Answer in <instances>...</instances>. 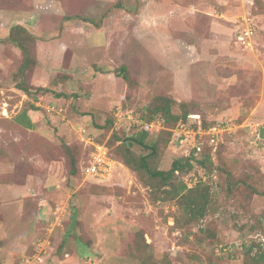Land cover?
Listing matches in <instances>:
<instances>
[{
  "label": "rangeland",
  "instance_id": "1",
  "mask_svg": "<svg viewBox=\"0 0 264 264\" xmlns=\"http://www.w3.org/2000/svg\"><path fill=\"white\" fill-rule=\"evenodd\" d=\"M46 3L52 8L47 12L54 14L27 21L34 9L45 12ZM247 21L255 27L249 48L238 41ZM16 23L55 31L49 35L52 46L66 37L70 46L61 48L60 57L54 52L51 76L63 80L68 97L58 100L47 92L29 96L16 87L22 54L9 40ZM66 23L74 32H67ZM83 41L86 47H98L82 53L91 58L84 63L93 60L89 69L80 59L71 65ZM40 50L35 84H46L45 48ZM29 76L32 82L33 70ZM157 95L189 102L190 113L199 114L189 117L187 136L167 145L162 169L190 149L193 139L201 141L199 121L202 126L204 121L221 123L214 159L223 161L228 172L209 175L197 166L184 177L191 185L201 176L214 184L218 208L201 222L212 236L191 234L185 241L183 231L173 228L175 201L153 202L150 188L138 183L134 173L125 193L86 189L89 178L80 171L88 155L84 146L89 149L85 140L96 142L103 131L95 121L103 124L112 116L115 124L121 102L139 118L135 111L141 113ZM25 101L40 103V110L32 112L35 131L12 123ZM18 118L28 125L25 113ZM159 130L151 132L148 142ZM117 131L131 137L136 124L121 121ZM39 137L50 145L36 147ZM73 144L84 146L79 172L72 177L65 147ZM228 173L264 191V0H0V264H140L131 245L138 231L149 244L147 254L157 260L168 257L173 264H185L194 253L206 264H243L245 247L264 243V194L245 199L242 208L241 196L229 197L217 187ZM32 209L34 219L28 217ZM190 261L198 264L199 258Z\"/></svg>",
  "mask_w": 264,
  "mask_h": 264
},
{
  "label": "trees",
  "instance_id": "2",
  "mask_svg": "<svg viewBox=\"0 0 264 264\" xmlns=\"http://www.w3.org/2000/svg\"><path fill=\"white\" fill-rule=\"evenodd\" d=\"M86 20L92 21L91 18ZM38 36L28 26L24 24L12 25L9 32V40L14 42L21 50V63L17 65L16 74L20 77L17 81V88L29 96L34 95L35 92H47L54 94L55 97H68L65 92H56L53 88L48 87H35L30 82V72L35 71L36 67V53L35 43L38 41ZM30 70V71H29ZM123 76L126 80V68L121 69ZM32 79V78H31ZM34 92V93H33ZM89 94V93H88ZM23 109L20 112L25 113L28 118V125L22 122L19 123L13 119L12 123L16 127L23 128L29 131L32 128L31 119L28 116L29 110H40V106L34 102L25 101ZM189 102L178 101L170 95H157L150 100L148 105L141 111V113H135L144 122L148 123L153 120H161L162 127L158 131V136L153 142H148V137L151 134V130L147 125L136 124V131L131 137H124L117 129H113L114 119L109 116L103 124H99L97 121L96 126L103 129L102 137H97V143H106L110 149L111 156L116 160V166L113 175L106 180H101L96 177L90 176L89 184L86 188L90 189L92 193H110V194H122L126 192V184L129 180L130 173L136 175L138 183L143 184L150 188V199L153 202L157 201H169L174 200L177 205V211L175 213V225L173 228H178L184 233V240L190 241L191 234L198 236L202 233L206 235L213 234V231L209 227H202L201 222L215 209L218 208V202H215L214 191L212 189L214 184L206 182L202 176L197 179L191 186L184 179L185 175L195 170L197 166L204 168L205 172L209 175L216 173L223 174L228 169L221 161L216 163L214 159V153L218 150L220 142L215 148V145L210 142L209 136L206 134L201 135V141L192 148L189 153L175 157L169 167V169H162L159 167L162 155L164 154L167 145H169L174 129H176L178 123L181 120H187L191 114L189 111ZM37 106V107H36ZM39 107V108H38ZM19 119V118H18ZM26 124V125H25ZM215 124V122L207 123L203 122V126L208 128ZM31 125V126H30ZM35 131V128L32 129ZM107 137V140L105 138ZM42 140H38L35 143L36 147H47L50 144L46 142L44 137H39ZM83 144V143H81ZM134 145H138L141 151L139 152L134 148ZM84 145H82L83 147ZM84 146L85 155H87L86 161L82 164L80 171L83 174L82 167L89 159V153L91 146ZM82 147L73 144L66 146L67 159L70 163L69 176H75L79 172V154ZM88 149V150H87ZM88 151V152H87ZM217 187H221L228 196H241L240 205L245 207V199H249L253 194H264V191H259L248 182L242 180H236L234 176L228 173L225 176L223 182H219ZM238 202V203H239ZM28 208L30 206L27 205ZM35 209L31 210L28 217L35 218ZM264 216V214H263ZM74 220V218H73ZM261 222V218H256V224ZM198 227V233L193 230V226ZM136 250V256L140 259V264H173L170 259H155L148 253V243L145 240L142 231H138L132 240L131 244ZM190 260L197 256L199 258L198 264H206L205 258L189 253ZM243 264H264V243L253 242L251 245L245 247L242 251ZM185 264H192L191 261ZM207 260V259H206ZM212 263V259H209Z\"/></svg>",
  "mask_w": 264,
  "mask_h": 264
},
{
  "label": "built area",
  "instance_id": "3",
  "mask_svg": "<svg viewBox=\"0 0 264 264\" xmlns=\"http://www.w3.org/2000/svg\"><path fill=\"white\" fill-rule=\"evenodd\" d=\"M254 36H255V27L252 23H249L247 21V23H245V25L241 28V31L238 35V41L240 42V44H242L245 47H248V48L253 47ZM115 115L118 118V120L115 122L113 129H117V125L121 121H127V122H131L135 124H144V125H147L151 131H153L154 129L158 130L159 128L162 127L161 120H153V121L146 123L143 121V119L137 118L134 114V110L130 108H125L122 102L116 105ZM190 116H193L194 118H198L199 114L198 115L190 114L189 117ZM189 117L187 120H181L178 123L176 129H174V133L170 141L171 143L172 142L175 143V140L177 139L178 140L180 139L181 141V139H183L184 136H187L186 134H189L191 132V130L189 129L190 128V122H189L190 118ZM198 124H199L198 131L200 133L199 136L207 132L208 134L211 135L210 142L213 143L215 142V140H216V143L218 142V140L220 139L218 137L219 136L218 132L223 130L220 127L221 123L219 122L215 123L209 126L208 128H205V127L203 128L201 121H199ZM179 127H181L180 131L178 130V132H176ZM199 142H200L199 140L197 142L193 139L190 149L188 148V150L183 152L182 155L189 153V151L192 148H194ZM85 143L91 146V150L89 153L88 161L82 167L83 174L85 176H88V177L93 176L101 180L108 179L110 176L113 175V172L116 166V160L111 156L108 145L106 143H97L93 141L90 137L85 140ZM217 144L216 145L214 144V145L217 146Z\"/></svg>",
  "mask_w": 264,
  "mask_h": 264
},
{
  "label": "crops",
  "instance_id": "4",
  "mask_svg": "<svg viewBox=\"0 0 264 264\" xmlns=\"http://www.w3.org/2000/svg\"><path fill=\"white\" fill-rule=\"evenodd\" d=\"M51 4H50V6H53V8L55 9V5H54V3L51 1L50 2ZM47 5L49 4V3H46ZM45 6L44 5V11L45 12H42L41 14H39V13H37L36 11V9H34V11L31 13V15L29 16V17H27L28 19H27V21H29V22H32V21H35V20H38V18L41 16V15H43V14H47V13H52V14H54L55 12L54 11H50V12H47V10L48 9H52V8H49L50 6L48 5V6ZM43 9V8H42ZM34 12H36L35 14H34ZM16 24H19V23H16ZM24 25H25V23H24ZM27 26V25H26ZM29 28H30V26H28ZM65 27H66V30H68L67 32H69V31H71V32H74V30L72 29L73 28V25H67V23L65 24ZM64 27V28H65ZM63 28V29H64ZM31 30H32V28H30ZM35 34H37V36L39 37L38 38V43H37V45H38V50H37V52H38V55H39V60H38V62H37V65H36V67H35V71H34V76L32 77V82H31V84L32 85H34V86H36V87H38V86H43V87H47V86H49V85H51L52 83H54V85H53V89H55V90H57V89H59L60 91H62V89H63V87H64V84L62 83V81L63 80H59V81H55V79L53 80V78H52V76H51V74L53 73V70H52V67H53V64H51L52 63V61H55L54 60V58H53V56H54V52H55V54L57 55V57H60V55H61V48H63V47H67V46H70V43L68 42V40L66 39V37H64L63 39V41H61V42H58L59 40H55V39H53V40H55L56 41V46H52V40H50L49 38V35H54V33H56L55 31H43V30H41V31H39L38 29H36V31L35 30H32ZM44 32V33H43ZM70 32V33H71ZM47 34V39H44V35H46ZM40 43H41V46H40ZM50 43H51V45H50ZM85 41H83V42H79L78 43V51L79 52H81V54H79L78 52H77V54L75 55V58L73 59V60H71V65H72V61H74V60H78V59H80V61H81V64H85L86 65V67H88V69L89 68H92V64H93V60L91 61V62H89L88 64L87 63H84L85 62V60H88V61H90V59L91 58H88V57H84L83 55L84 54H82V53H84V51H91V50H95L96 48H98V47H94V46H91V47H86V46H84L85 45ZM39 47H40V49L42 48V49H44L45 48V54H44V60L45 61H43V65H44V67H45V69H46V71L48 72V79H47V83L46 84H35V76H36V74H37V72H38V69H39V65H40V62H41V50L39 49ZM80 48V49H79ZM104 49H105V47H104ZM83 56V57H82ZM59 59V58H58ZM57 62V61H56ZM78 64V63H77ZM79 65V64H78ZM52 78V79H51ZM95 79H93V81H94ZM51 87V86H50ZM21 91V90H20ZM88 93H86V95H87ZM24 96H27V95H23V98H24ZM90 96V95H89ZM28 97V96H27ZM29 98V97H28ZM56 99H61L62 97H55ZM95 99V98H94ZM36 105H39L40 103H35ZM46 107L48 108V110H50V107L49 106H47L46 105ZM52 109V108H51ZM35 110H29V112H28V116L30 117V119H31V123L30 124H32V128H29V130H32L33 128H35L36 129V127H37V121L35 120V119H33L34 117L32 116V112H34ZM21 112V111H20ZM20 112H18L17 114H16V116L15 117H19V115H20ZM37 117H38V115H37ZM31 126V125H30Z\"/></svg>",
  "mask_w": 264,
  "mask_h": 264
}]
</instances>
